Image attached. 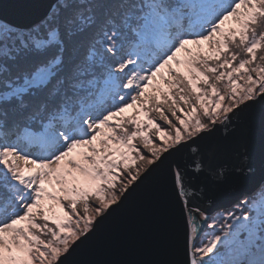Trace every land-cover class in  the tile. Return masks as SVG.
I'll list each match as a JSON object with an SVG mask.
<instances>
[{
  "label": "snow or ice",
  "instance_id": "6c2138e0",
  "mask_svg": "<svg viewBox=\"0 0 264 264\" xmlns=\"http://www.w3.org/2000/svg\"><path fill=\"white\" fill-rule=\"evenodd\" d=\"M257 101L264 0H45L0 20V264H64L174 154L185 264H264V195L224 223L197 203L254 171ZM258 136L264 189V119Z\"/></svg>",
  "mask_w": 264,
  "mask_h": 264
},
{
  "label": "water",
  "instance_id": "95a60500",
  "mask_svg": "<svg viewBox=\"0 0 264 264\" xmlns=\"http://www.w3.org/2000/svg\"><path fill=\"white\" fill-rule=\"evenodd\" d=\"M45 0H0V19L16 24L31 21ZM242 122L251 127L255 144L252 172L246 175L229 173L224 183L212 186L198 200L207 214L234 203L242 194L250 193L261 183L258 130L264 119V103L259 101L240 114ZM222 134V133H221ZM153 167L127 198L100 219L87 239L78 243L64 259V264H124L128 261H163L165 264H185L182 206L173 190L168 164ZM193 184H206L204 176H196Z\"/></svg>",
  "mask_w": 264,
  "mask_h": 264
},
{
  "label": "rangeland",
  "instance_id": "374dc122",
  "mask_svg": "<svg viewBox=\"0 0 264 264\" xmlns=\"http://www.w3.org/2000/svg\"><path fill=\"white\" fill-rule=\"evenodd\" d=\"M261 184L257 188H255L254 191H252L250 193L242 194L230 206H228L226 208L217 209L214 212L208 214L209 217L216 218V219H218L220 221V223H224V218L227 216L228 213H235L237 215L240 214V208H238L237 206L240 205V202L242 200H247L249 204H252V203L258 204L260 202L261 198H262V195H264V189L261 188ZM242 207H244L246 209L247 205H244ZM209 222H211V221H209ZM206 231L210 232L211 229H206ZM197 242L199 243V240Z\"/></svg>",
  "mask_w": 264,
  "mask_h": 264
}]
</instances>
